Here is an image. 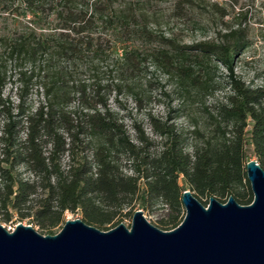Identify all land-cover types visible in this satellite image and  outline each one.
I'll use <instances>...</instances> for the list:
<instances>
[{
  "label": "trees",
  "instance_id": "1",
  "mask_svg": "<svg viewBox=\"0 0 264 264\" xmlns=\"http://www.w3.org/2000/svg\"><path fill=\"white\" fill-rule=\"evenodd\" d=\"M21 2L31 19L23 30L0 36L3 221L13 211L54 235L51 229L65 212L79 211L87 225L108 231L106 225L122 210L136 202L144 208L158 201L173 211L162 225L176 228L185 188L197 200L225 203L233 197L242 206L252 202L251 193L242 190L248 187V145L264 170V91L245 86L234 74L239 49L200 43L194 46L199 53L160 48L146 54L123 43H151L153 36L132 27L134 18L116 13L106 0ZM103 42L108 44L104 48ZM118 42L123 48L115 62L117 92L130 88L148 57L183 97L214 99L209 62L215 59L225 68L230 92L214 99L207 131L194 132L201 139L190 152L173 124L149 117L160 140V149L150 152L152 142L142 129L131 124L132 140L108 106L110 86L103 87L99 74ZM84 74L90 75L83 79ZM8 85L13 95H5ZM21 170L31 179L22 178Z\"/></svg>",
  "mask_w": 264,
  "mask_h": 264
},
{
  "label": "rangeland",
  "instance_id": "2",
  "mask_svg": "<svg viewBox=\"0 0 264 264\" xmlns=\"http://www.w3.org/2000/svg\"><path fill=\"white\" fill-rule=\"evenodd\" d=\"M112 5L116 13L134 18L132 27L142 28L152 36V42L128 41L123 43L131 48L145 52L151 49H181L187 54L199 53L194 46L200 43L224 48L235 47L239 49L233 60V72L236 77L251 89L264 91V0H106ZM21 0H0V36L23 30L31 16L24 10ZM49 17H47L48 20ZM105 35H103V38ZM103 48L108 44L103 42ZM123 45V46H124ZM122 45L117 43L114 52H110L109 63L103 62V87L110 86L107 96L108 106L118 115V118L128 128L132 140L135 138L131 124H137L146 138L152 142L150 152L160 149V140L152 132L149 117L159 121L173 124L182 132L181 140L186 146V151H191V146L198 143L200 135L196 130L207 131V111L213 112L214 99H219L230 92L227 72L225 68L212 59L209 62L210 78L214 85V99L207 95H186L179 92L175 82L154 68L149 58L142 63L141 72L137 79L130 83V88L117 92L114 90L116 80V60L121 57ZM102 72V71H101ZM90 75V74H89ZM88 74L81 78H88ZM8 85L5 95H13ZM35 98V95L33 96ZM264 106V100H263ZM204 109L206 113L204 112ZM251 124L249 123L248 130ZM248 160L257 161L253 155L252 146H247ZM125 173L131 172L125 168ZM22 178L31 179L30 175L20 171ZM180 186L185 185L180 182ZM188 190L187 188H185ZM185 190V191H186ZM242 192L250 194V187ZM252 198L253 195H247ZM208 198L198 201L206 206ZM136 210H141L145 219L161 231H171L174 225L163 226L169 215L173 212L162 205L161 202H152L142 208L139 203H134L106 225L108 230L118 224L130 228L132 215ZM7 222L0 216V225L12 232L17 224L29 225L37 233L45 236L46 231L36 226L31 217L20 220L15 212H10ZM185 215L183 206L178 219L181 223ZM81 219L80 212H65L62 222L51 230L55 235L59 233L65 221Z\"/></svg>",
  "mask_w": 264,
  "mask_h": 264
},
{
  "label": "water",
  "instance_id": "3",
  "mask_svg": "<svg viewBox=\"0 0 264 264\" xmlns=\"http://www.w3.org/2000/svg\"><path fill=\"white\" fill-rule=\"evenodd\" d=\"M253 200L239 205L209 198L203 206L182 192V222L171 231L151 225L136 210L130 228L101 231L81 219L65 221L59 233L41 235L17 224L0 225V264H264V170L245 164Z\"/></svg>",
  "mask_w": 264,
  "mask_h": 264
}]
</instances>
